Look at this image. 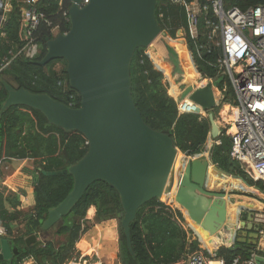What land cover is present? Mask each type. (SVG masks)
<instances>
[{"label": "trees", "instance_id": "1", "mask_svg": "<svg viewBox=\"0 0 264 264\" xmlns=\"http://www.w3.org/2000/svg\"><path fill=\"white\" fill-rule=\"evenodd\" d=\"M70 1L64 0L62 6L57 0L37 1L38 10L45 14L50 24L41 22L33 31L39 52L34 58H27L21 54L14 57L11 55L25 41L20 23V6L12 0V8L7 13L1 30L4 34L0 35V76L16 88L24 87L31 92L47 93L60 102L79 107L81 99L78 92L69 86L65 73L66 62L59 58L45 65L37 63L46 52L47 38L53 36L52 28L57 27L59 33L69 29L67 11ZM223 3L225 6H237L241 10L264 6V0H223ZM155 12L163 33L173 38L178 30H184L183 6L158 0ZM207 17L214 20L211 14ZM204 25L205 20L201 17L200 26ZM188 49L196 70L202 77L212 78L213 85L221 89L224 79L217 76L215 68L209 65L219 55V48H201L199 56L189 40ZM185 56L196 80L197 75L189 63L186 51ZM57 62H61L63 66L55 68ZM130 76L131 94L145 123L173 136L176 147L187 156L204 152L211 131L208 118L198 113L178 112L176 101L168 93V83L163 72L147 55L146 48L138 47L134 51ZM224 94L222 99L217 98L220 102L213 108L214 116L223 103L234 98L229 85ZM6 97L7 92L0 84V108ZM185 104L203 112L197 103ZM213 140L215 142L209 148L212 164L227 175L240 178L247 185L264 192V183L250 178L239 162L230 156L229 135L222 131ZM86 150V139L81 132H65L48 123L45 116L34 108L13 105L0 111V160H32L33 169L24 171L31 177L34 198L33 206L24 212L20 209V195L23 193L8 189L0 181V221L6 229L2 238L10 248V256L1 258L0 264H22L29 258L36 264H67L72 260L79 262L87 259V255L77 250V242L84 238L90 240L95 224L105 226L111 221L117 222L119 231L116 264H174L183 260L186 255L198 251L209 259L221 258L225 264H230L237 257L248 259L254 251L264 254L257 250V243L253 244L246 239L245 242L235 240L229 246H220L211 255L201 248L197 234L193 235L191 229L184 227L182 212L155 198L140 206L135 219L130 223V253L120 224L124 212L119 195L115 188L103 180L91 183L67 215L51 228L42 231L40 220L43 215L62 201L73 186V178L68 172L54 175L47 173L67 169ZM213 176V180L220 184L232 180L230 177L224 179V176L217 173H213ZM232 187L245 188L236 179L232 180ZM90 207L95 209L93 221L86 218V213L91 214L88 211ZM197 232L205 245L214 246L211 236L201 230ZM40 233L43 234L41 237ZM30 235H35L36 240L27 244L25 239Z\"/></svg>", "mask_w": 264, "mask_h": 264}, {"label": "water", "instance_id": "2", "mask_svg": "<svg viewBox=\"0 0 264 264\" xmlns=\"http://www.w3.org/2000/svg\"><path fill=\"white\" fill-rule=\"evenodd\" d=\"M157 1L88 0L85 5H81L82 0L70 1L69 29L47 38L46 52L37 63L45 65L59 58L66 62L69 86L81 99L79 107L60 102L47 93L16 88L0 76V84L7 92L0 111L13 105L28 106L40 111L48 123L65 132L77 130L86 139L87 150L78 161L67 169L47 173L68 172L73 186L62 201L43 215L42 231L67 215L91 183L103 180L119 195L124 212L120 224L126 247L132 253L130 223L140 206L153 198L161 201L172 189L179 153L184 156L185 163L179 170L173 193L178 207L185 210L187 218L201 231L214 236L218 245H224L228 230L238 228L227 220L228 206L232 203L225 199L224 192H212L206 186L210 166L227 174L214 166L209 157L190 158L182 153L173 136L145 123L134 103L130 76L133 53L138 47H150L163 35L156 20ZM202 80L198 78V82ZM214 93L212 83L206 82L188 85L182 94L183 98L199 104L203 111H209L212 139L220 134L212 113L217 104ZM250 215L242 210L240 225L248 220L245 236L250 238L248 242L254 239L252 243L255 244L257 233L250 230ZM35 240L36 236L30 235L25 242ZM235 240L246 241L245 238L235 239L233 234L230 243ZM9 256V245L0 237V259Z\"/></svg>", "mask_w": 264, "mask_h": 264}, {"label": "built area", "instance_id": "3", "mask_svg": "<svg viewBox=\"0 0 264 264\" xmlns=\"http://www.w3.org/2000/svg\"><path fill=\"white\" fill-rule=\"evenodd\" d=\"M14 1L20 6V23L25 41L19 50L11 52V55L14 57L21 54L34 58L39 49L33 31L41 22L48 25L50 22L45 14L38 10V0ZM57 1L62 6L64 0ZM168 1L184 8L183 31L186 34L187 47L190 40L199 56L201 48H219V55L209 65L215 68L217 76L223 77L222 88L214 86L212 78L208 79L219 92V98L222 99L225 95L227 85L234 95L232 100L225 102L234 110V115L219 126L220 133L224 131L230 137V156L239 162L250 178L264 183V6L257 5L241 10L234 5L225 6L223 0ZM87 2L88 0H82L81 5ZM12 4V0H0V35L4 34L1 30ZM208 14H211L214 20L209 19ZM201 17L205 20L204 26H200ZM54 31H57V27L52 28V33ZM185 99L176 101L179 113L207 115L205 111L199 112L196 108L187 106ZM261 233L262 230L259 231V234ZM5 234L6 229L0 221V237ZM257 250L261 249L257 246ZM259 257L261 260H258ZM69 263L79 264L75 260L67 264ZM174 264L225 263L221 258L209 259L198 251L186 255L183 260ZM230 264H264V254L254 251L248 259L237 257Z\"/></svg>", "mask_w": 264, "mask_h": 264}, {"label": "crops", "instance_id": "4", "mask_svg": "<svg viewBox=\"0 0 264 264\" xmlns=\"http://www.w3.org/2000/svg\"><path fill=\"white\" fill-rule=\"evenodd\" d=\"M178 41L179 39H176V36L172 38L164 32L163 35L158 37V39L155 40L150 47L146 48L147 55L151 58L155 66L163 72L164 79L168 83V90L170 88L172 91L171 92L169 90L168 93L174 98L175 101L183 99L182 94L186 87L196 82H194L193 79L186 77L184 62L182 61L179 49L177 48ZM184 44L186 45L185 41L183 40V46ZM188 60L192 69H194L195 74L199 75L190 57V54L188 55ZM188 79L190 82L187 81ZM0 167L10 170L6 173L1 172L3 173V175L0 176L1 183L8 189L17 192V189L18 187H21V184L18 183L19 186L13 185V183H11L13 178L17 176V173H21V175H23V173H25L24 170H32L33 163L32 160L28 159L13 160L11 162L0 160ZM22 168L25 169L22 170ZM3 176L5 179H3ZM25 176L31 179L28 174ZM29 188L30 191L28 190ZM28 189L24 194L20 195V209L24 212L28 211L34 204L32 185L31 187H28ZM24 201H27L26 205L24 204ZM176 207L180 209L178 206ZM88 211H91V214L86 213V218L90 221H93L95 213L94 207H90ZM93 230L94 234L90 240L88 238L80 239L76 244L77 250H79L80 253L88 256L87 260L83 261L82 264H104L101 258L107 256L109 259V257H111L112 253L115 251V247L116 249L118 247L116 221L108 222V224L105 226L95 224ZM39 235L41 237L42 234L40 233ZM229 245H231V243ZM23 263L36 264L32 258L24 260ZM108 264H113V262L108 260Z\"/></svg>", "mask_w": 264, "mask_h": 264}, {"label": "rangeland", "instance_id": "5", "mask_svg": "<svg viewBox=\"0 0 264 264\" xmlns=\"http://www.w3.org/2000/svg\"><path fill=\"white\" fill-rule=\"evenodd\" d=\"M168 1V0H167ZM57 34V31H54L53 35ZM160 37V36H159ZM176 39H179V40H184L186 41V34L183 30H179L176 34ZM184 48H185V51H186V55L188 56L189 53H190V50L188 49L187 45L184 44ZM191 57V56H190ZM63 66V64L61 62H57L55 63V68H61ZM199 73V72H198ZM197 79L196 81L198 80V78L201 79V74L199 73V75L196 76ZM204 80H202L203 83L201 84H205L206 82H212L210 79L208 78H203ZM188 82H190V80L188 79L187 80ZM195 83H198V82H195ZM185 84V83H184ZM199 84V83H198ZM170 90V88H169ZM168 90V91H169ZM214 94H215V97L216 98H219L220 97V94L219 92L217 91L216 88H214ZM221 99V98H220ZM220 99H216V103L217 105H219V102H220ZM185 102V101H184ZM195 105L196 103L194 101H192L190 103V105ZM217 105H215L214 107H216ZM222 107V106H221ZM221 107L218 109V111L216 112V115L214 116L215 117V120H216V123L221 126V124L223 123H220L222 121L221 119V116L219 115V112L221 111ZM213 110L212 109V113H213ZM207 113L206 117L208 116V112L209 111H205ZM208 118V117H207ZM221 129H223L221 127ZM213 139H211L210 137L207 139V142H206V147H205V151L200 153L199 156H206V157H209V148L211 147V145L213 144ZM179 160L177 162V164H175L174 166V173H173V183H172V189L169 191V193H172V196H171V201H165V200H162V202H164L165 204L167 205H170L172 206L173 208H177L176 206H179L178 204H176V202L174 201L173 199V193H174V190L176 188V182H177V176L179 174V170L181 169V167L183 166V163H185V158L184 156L179 153ZM210 159V157H209ZM214 165V164H213ZM215 166V165H214ZM25 168H22V170H24ZM12 170V169H11ZM10 170H6V169H3L0 167V176L3 175V173H6ZM3 172V173H1ZM211 173H217V174H220L222 176H224V179H227L228 177H230V179L232 180H238L240 181L244 186L245 188L243 189H235L232 187V180H228V182H222L221 184L219 183V181H215L213 180V175L210 174ZM25 175V173H23V175H21V173H17V176H15L12 180L11 183H13V185L15 186H19L18 183L21 184V187H18L17 189V192L19 193H25L26 190L28 189V187H31L32 185V181L30 178H27ZM3 179H5V177L3 176ZM22 182V183H21ZM206 186L212 190H216L218 192H224L225 194V199L227 201H229L230 203H232L233 205V210L229 213L228 215V221H230L231 223H234L238 226V228L236 230H233V234L235 235V239L237 238H245V239H250L249 237L245 236V234L247 235L248 231L246 230V227H247V223H248V220L245 219V223L240 225V221L242 220L241 219V211L242 210H245L247 211V213L250 212V216L252 217V227L250 230L254 231L257 233V238L255 239L256 243H257V246L261 249V250H264V192L254 188L253 186H247L245 184V182L242 180V179H239V178H235L231 175L227 176V175H224L220 172H218L217 170H215L213 168V166H210V169L208 171V174H207V178H206ZM30 191V188L28 189ZM26 198V196H25ZM244 201H252L253 204L251 205V207L249 205H244ZM255 202V203H254ZM27 201L25 202L24 201V204L26 205ZM246 203H249V202H246ZM239 204H243V205H239ZM180 211L182 212V215H183V225L186 229H191L192 232H193V235L197 234L196 236L198 237L199 241H200V246L202 249H205L208 253H210L211 255H214L215 254V251L217 250L216 247L217 246H229L230 242H224L223 244L224 245H216L215 246V243H218L216 242L213 238V241L215 242H212V245L214 246H207L205 245L201 239L199 238V235H198V230H200V227H198L197 225H195L189 218H187L186 216V213H185V210L182 208V207H179ZM28 209V208H27ZM262 230L263 233L259 234V231ZM240 233V235H239ZM43 235V234H42ZM50 235H52L50 233ZM43 238V237H42ZM119 238V231H118V226H117V239ZM254 240V239H253ZM250 241V242H253ZM117 253V249L115 247V251L112 253V256L108 257L107 256H104L102 257L101 259L103 260V263L104 264H108V260L112 261L113 264H116L117 261L115 260V254ZM87 259H82L81 261H79V264H82L83 261H86Z\"/></svg>", "mask_w": 264, "mask_h": 264}, {"label": "bare ground", "instance_id": "6", "mask_svg": "<svg viewBox=\"0 0 264 264\" xmlns=\"http://www.w3.org/2000/svg\"><path fill=\"white\" fill-rule=\"evenodd\" d=\"M177 48L179 49V53H180V56H181V58H182V61L184 62V67H185V69H186V77H189V79H193L194 80V82L196 81L195 79H194V76H193V73H192V70H191V68H190V66H189V64H188V62H187V59H186V56H185V50H184V46H183V42L182 43H180L179 41H178V44H177ZM197 82H198V80H197ZM199 84H201L202 83V81L201 82H198ZM199 84H197V85H199ZM193 100H191L190 98H186L185 99V103H187V104H190L191 102H192ZM222 106V107H221ZM220 107H221V111L219 112V115L221 116V119H222V121L220 122V123H223V122H226V121H228L233 115H234V110L228 105V104H226V103H223L222 105H221ZM215 118V117H214ZM216 121V120H215ZM217 124V123H216ZM218 125V124H217ZM219 126V125H218ZM179 154L177 155V157H176V160H175V164H177V162H178V160H179ZM175 169V168H174ZM171 196H172V193H168L166 196L164 195L162 198H164V199H167V200H171ZM255 203V202H254ZM253 204V202L252 201H249V203H246V202H244V205L246 206V205H249L250 207H251V205ZM233 205H229L228 206V212L230 213L232 210H233ZM232 232V233H231ZM232 236H233V230L231 231V230H228V232L225 234V240L227 241V242H230L231 241V239H232ZM216 242H218L217 241V239L214 237V236H211ZM25 263V262H24ZM23 263V264H24Z\"/></svg>", "mask_w": 264, "mask_h": 264}, {"label": "flooded vegetation", "instance_id": "7", "mask_svg": "<svg viewBox=\"0 0 264 264\" xmlns=\"http://www.w3.org/2000/svg\"><path fill=\"white\" fill-rule=\"evenodd\" d=\"M210 174L213 175V173H211V172H210ZM207 189L210 190V191H212V192H218V191H216V190H212V189H210V188H208V187H207ZM239 235H240V233H239ZM247 237H248V236H247Z\"/></svg>", "mask_w": 264, "mask_h": 264}]
</instances>
